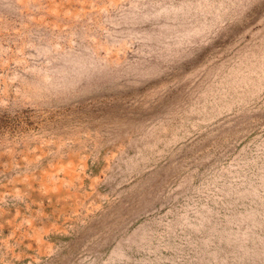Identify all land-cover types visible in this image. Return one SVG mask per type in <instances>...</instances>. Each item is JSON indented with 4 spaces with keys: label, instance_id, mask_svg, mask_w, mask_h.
Returning a JSON list of instances; mask_svg holds the SVG:
<instances>
[{
    "label": "rangeland",
    "instance_id": "374dc122",
    "mask_svg": "<svg viewBox=\"0 0 264 264\" xmlns=\"http://www.w3.org/2000/svg\"><path fill=\"white\" fill-rule=\"evenodd\" d=\"M0 264H264V0H0Z\"/></svg>",
    "mask_w": 264,
    "mask_h": 264
}]
</instances>
